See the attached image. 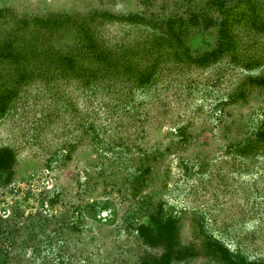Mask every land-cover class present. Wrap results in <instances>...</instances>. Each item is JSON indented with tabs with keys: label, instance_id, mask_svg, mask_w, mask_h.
I'll use <instances>...</instances> for the list:
<instances>
[{
	"label": "rangeland",
	"instance_id": "obj_1",
	"mask_svg": "<svg viewBox=\"0 0 264 264\" xmlns=\"http://www.w3.org/2000/svg\"><path fill=\"white\" fill-rule=\"evenodd\" d=\"M0 264H264V0H0Z\"/></svg>",
	"mask_w": 264,
	"mask_h": 264
}]
</instances>
